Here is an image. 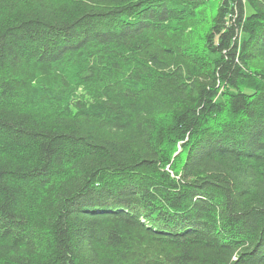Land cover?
Returning a JSON list of instances; mask_svg holds the SVG:
<instances>
[{
  "label": "trees",
  "instance_id": "trees-1",
  "mask_svg": "<svg viewBox=\"0 0 264 264\" xmlns=\"http://www.w3.org/2000/svg\"><path fill=\"white\" fill-rule=\"evenodd\" d=\"M244 3L0 0V264H264V0Z\"/></svg>",
  "mask_w": 264,
  "mask_h": 264
},
{
  "label": "rangeland",
  "instance_id": "rangeland-1",
  "mask_svg": "<svg viewBox=\"0 0 264 264\" xmlns=\"http://www.w3.org/2000/svg\"><path fill=\"white\" fill-rule=\"evenodd\" d=\"M244 9L246 7V4L244 3V0H241ZM217 3V1L215 2ZM212 8L209 5H205L204 7L201 8V11L199 14L196 16V21L199 22L196 27L193 29L191 36L189 35V42L187 43L189 47L193 50L202 48L204 46V43L210 39V36L212 34V30L209 28L207 25L206 17L211 14ZM246 17V10L243 12V15L240 14L239 8L235 7V9L225 18L224 24L227 26L233 25L237 23L236 27L234 28V35H233V41L237 40L239 37L242 36V27L243 23ZM236 22V23H235ZM258 67H263L264 63L263 62H258L257 63ZM260 69V68H258ZM262 70V69H261ZM252 76L249 78L241 77L237 78L234 87L239 89V90H244V91H255L258 88H260V79L258 77H255L254 72H251ZM218 85H221V82L218 81ZM226 91V88H223V92ZM172 121V120H171ZM173 122V121H172ZM163 148L165 151L168 152L166 160L172 161L174 159V156L170 152L169 146L167 144L163 145ZM176 154V153H175ZM164 168L166 170H170L174 175L178 171L179 173V167L177 168H169V165L167 163H164Z\"/></svg>",
  "mask_w": 264,
  "mask_h": 264
}]
</instances>
